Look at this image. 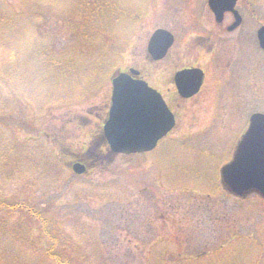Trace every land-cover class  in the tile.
Here are the masks:
<instances>
[{"label":"rangeland","instance_id":"374dc122","mask_svg":"<svg viewBox=\"0 0 264 264\" xmlns=\"http://www.w3.org/2000/svg\"><path fill=\"white\" fill-rule=\"evenodd\" d=\"M241 7L244 42L231 36V46H215L219 61L201 57L219 77L235 46L219 110L207 91V103L196 96L174 108L176 127L154 151L91 158L113 73L136 66L172 93L170 71L194 59L196 38L213 24L206 0H0V264H56L35 253L40 241L48 247L44 222L61 226L79 264H179L169 261L177 249H212L210 264H264V200H232L219 183L249 116L264 113V0ZM159 27L175 43L151 62L146 44ZM80 153L88 171L75 174Z\"/></svg>","mask_w":264,"mask_h":264},{"label":"water","instance_id":"95a60500","mask_svg":"<svg viewBox=\"0 0 264 264\" xmlns=\"http://www.w3.org/2000/svg\"><path fill=\"white\" fill-rule=\"evenodd\" d=\"M226 0H208L210 8L219 16L233 5ZM234 25H237L234 24ZM264 48V25L257 32ZM173 42V35L156 29L147 43L154 59L163 57ZM138 71L116 72L111 78L112 96L103 133L114 153H136L153 149L159 138L174 125V116L160 94L145 81L133 77ZM201 70H182L175 74L178 90L184 96L195 93L201 81ZM76 173L85 171L80 161L71 165ZM222 187L237 197L255 193L264 198V113H253L246 131L238 140L232 159L220 169Z\"/></svg>","mask_w":264,"mask_h":264},{"label":"flooded vegetation","instance_id":"af4514ba","mask_svg":"<svg viewBox=\"0 0 264 264\" xmlns=\"http://www.w3.org/2000/svg\"><path fill=\"white\" fill-rule=\"evenodd\" d=\"M230 1L231 0L224 1V4L229 3ZM241 3H243L244 6L246 7L247 4H249V0H235L233 8L228 9L226 11H223L220 16L218 14L213 13L212 10H210V8L207 5L210 13L212 14L213 24L206 26V27H209V30H208V32H206L205 36L199 35L196 38V40H198L199 43L201 44V46H198V47H201L200 49L195 46L196 44L191 45L192 49L197 48V50H195L196 55L193 56L194 59L188 64L181 62V64L176 69L170 71V74H169L170 79L168 81V84L173 86V90H172L173 92L172 93L164 92L163 89L161 88L160 83H150L149 81H147L151 87L156 89L161 94L166 105L174 113L176 122H177V112L183 111L185 109V108H183V106L189 100L198 96L199 102L207 103V99H208L207 91L210 92L209 101H210V106H211L212 110L214 112H217L219 110V108L221 107L219 104L220 103L219 100L222 101L221 98L223 97V91L221 90V85H222L223 80H224L223 78H225L226 75L230 74L232 72V70L234 69L231 67L232 57L230 59H228V61H226V60H227L228 56L230 55V53L231 54L233 53L235 46L232 47V50H231V48H230V50H228V53L226 54L225 59L220 64V66H222L221 71L224 75H219V77H216V76L210 77L208 74V68L205 66V63L208 61V59L212 58V56L213 57L215 56L216 61H219L220 54L217 50H215V46H216L218 41H220L222 43H226V46H231L232 41H231L230 37L234 36L236 38V40H238V43L244 42V40L246 38V34H247V32H249V19L247 20L248 14L246 12V9L241 7ZM206 4H207V0H206ZM253 12H254V10H252V13ZM198 15L200 17L199 18V24L201 25L202 19L204 18V14H201V10H200ZM253 16H254V13H253ZM236 23H237V25H234ZM261 25H262V23L257 27L256 33H257L258 28ZM174 43H175V35H174L173 44ZM173 44H172V46H173ZM172 46L168 49L166 55L160 60H166V56L170 52ZM191 51L189 50V52H191ZM181 56H182V53H178L176 55L178 60H180ZM203 56H208V59L205 61H201V57H203ZM150 60H151V62H156V61H154V59H152V57H150ZM157 61H159V60H157ZM136 68H138V67H136ZM188 68H200L203 72V76H202V81H201V84L199 86L198 91L191 96L184 97L178 93V90L176 88V84L174 81V74L176 73V71H178L180 69H188ZM139 71H140L141 77L144 78L142 70L139 69ZM242 75L243 74H239L236 77L237 83L240 82V80H241L240 78H242ZM233 90L234 89L229 90L230 91L229 94H232ZM109 104H110V96L108 98V101L105 103L106 110H107ZM174 108H176L178 111L175 110ZM101 140H103V138H101Z\"/></svg>","mask_w":264,"mask_h":264},{"label":"trees","instance_id":"16d2710c","mask_svg":"<svg viewBox=\"0 0 264 264\" xmlns=\"http://www.w3.org/2000/svg\"><path fill=\"white\" fill-rule=\"evenodd\" d=\"M100 135H101V132L100 130H98L95 136H93V139H95V141H93L92 143H89L90 145L88 148L89 149L88 152L90 153L92 151L93 157L96 156L97 153L107 151V149H105L106 146L104 144L97 145V143L99 142L98 139ZM72 154H76V152L75 153L72 152ZM107 154H110V153L108 152ZM80 157L83 158L84 153H80L79 155H77V158H80ZM40 232H41V235H43V239H44L43 241L48 242V247L46 248L42 247L43 245L41 244L42 241H40L41 243L34 244L36 254L42 253L44 250H47L48 255L53 257L52 259L54 262H56V264H79L77 263V260L75 259V257L73 255H70V252L73 251V249L68 243V238L64 237L65 233L61 229L60 225L57 227L51 228V225L48 222L46 223L44 222V224L42 223V228ZM26 241L27 243H30L29 234L26 235ZM55 250H56V253H55ZM177 251L178 249L176 250V256L172 255L169 258V261H172V259L174 258L173 260L176 262H179V264H197V262H201L204 264H210L213 262V256L215 255L214 253H212L214 252L212 249H205L197 255H191V254L184 253V255L181 257L179 255H182V252L181 251L177 252ZM82 257L86 264H94L93 263V261L95 260L94 258H91L90 262H88L87 257L85 256H82Z\"/></svg>","mask_w":264,"mask_h":264}]
</instances>
